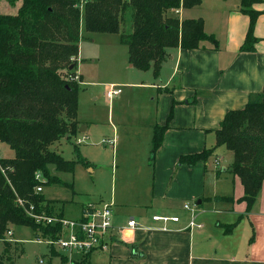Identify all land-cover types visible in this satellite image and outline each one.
<instances>
[{
  "label": "crops",
  "instance_id": "obj_1",
  "mask_svg": "<svg viewBox=\"0 0 264 264\" xmlns=\"http://www.w3.org/2000/svg\"><path fill=\"white\" fill-rule=\"evenodd\" d=\"M19 7L3 1L0 11L16 14ZM252 10L258 13L256 42L246 51L241 48L250 17L242 12V0H202L198 7L176 11L181 21L203 19L205 32L215 36L218 46L206 42L195 50L168 49L158 75L150 69L144 72L151 81L129 84L150 91L152 111H137L134 121L118 118L124 136L121 143L113 140V153L121 168L111 173V190L77 195H91L90 202H112L117 226L126 227L135 219L140 227L116 231L108 251L77 256L73 264H264V185L248 210L241 180L227 172L234 155L226 147L217 148L206 161L184 162L215 148L216 132L227 114L244 109L264 89V0H254ZM125 57L129 60V51ZM77 121L76 136L84 135L77 139L87 143L98 124L80 120L78 114ZM114 121L110 111L108 123L117 133ZM157 134L162 142L153 154ZM220 151L230 156L229 166L223 165ZM88 169L97 172L96 167ZM84 205L71 219L80 218ZM54 208L65 216L55 203ZM155 215L177 216L180 221L163 224L153 221ZM193 217L197 226L190 228ZM48 249L52 258L51 252L58 253L63 264L64 255Z\"/></svg>",
  "mask_w": 264,
  "mask_h": 264
},
{
  "label": "trees",
  "instance_id": "obj_2",
  "mask_svg": "<svg viewBox=\"0 0 264 264\" xmlns=\"http://www.w3.org/2000/svg\"><path fill=\"white\" fill-rule=\"evenodd\" d=\"M3 1L20 3L16 14L0 11V142L15 152L14 159H0V241L5 246L0 264H14L20 247L6 235L13 227H30L52 239L60 231L37 225L29 215L31 208L35 214L56 213L55 202L36 189L62 183L54 170L74 174L77 164L90 166L77 148L76 161L51 149L79 130V83L59 72L68 67L69 77L75 76L77 64L70 62L79 56L83 21L87 32L119 35L132 65L153 69L155 75L168 49L195 50L206 42L217 47L218 41L205 32L203 19L181 21L173 15L200 6L202 0H0V6ZM253 2L242 0V12L250 17L242 51L253 50L256 42ZM128 18L130 32L123 31ZM216 135L215 148L184 162L206 161L217 148L226 147L234 155L227 172L241 180L242 201L251 210L264 185V89L244 109L229 112ZM161 142L157 134L153 154Z\"/></svg>",
  "mask_w": 264,
  "mask_h": 264
},
{
  "label": "rangeland",
  "instance_id": "obj_3",
  "mask_svg": "<svg viewBox=\"0 0 264 264\" xmlns=\"http://www.w3.org/2000/svg\"><path fill=\"white\" fill-rule=\"evenodd\" d=\"M177 14V12L175 13ZM173 13V15L175 16ZM84 25V21H83ZM129 18L124 24L123 31L130 28ZM84 29V26H83ZM82 40L80 42L79 57L71 58L72 64H77L74 69L79 72V108L78 117L85 122H96L98 130L92 134V139L87 143L77 144V138H82L83 134H74L70 140L62 139L54 143L51 149L60 154L67 161H76L78 158L76 148L81 155L89 160L90 166L96 167L97 172L93 174L87 167L77 164L74 174L58 173L55 170L53 174L58 176L62 183L52 184L44 187V196L47 200L55 201V204L61 210L64 209L65 216L68 218L77 217L80 206L87 204L93 197L81 194H91L90 192H100L102 190H111L112 188V171L117 172L121 168L119 158L114 155V144L105 143L103 140H116L121 143L124 136L122 129L118 126L119 117H133L137 111L144 109L149 113L152 111L153 103L151 102L150 91L129 86V84H140L148 82V76L140 68L132 66L130 59L125 57L128 47L121 44L120 37L117 34L107 33H90L83 30ZM130 32V31H129ZM90 33V34H89ZM79 62V63H78ZM62 78L70 75V70L66 67L59 72ZM110 85L122 89L123 94L114 98L112 101L106 96V91ZM111 103V104H110ZM115 113L114 124L118 132L109 126L108 113ZM94 124V123H93ZM79 126V125H78ZM132 132V131H130ZM133 138V135H132ZM124 139V138H123ZM117 149V143H116ZM87 155V157L85 156ZM222 155V156H221ZM220 156L224 158V166H229L230 156L224 151H220ZM15 152L11 147L0 142V158L14 159ZM114 167V168H112ZM120 178L117 177V189L120 192ZM73 184L72 186L65 185ZM90 200V201H89ZM93 202V200H92ZM131 204V203H130ZM62 213V212H61ZM14 235H7L8 239L18 240L20 251L14 254V264H62L60 256L54 251L51 252L55 259L51 257L48 246L37 243L36 233L30 227H13ZM14 245L15 242H12ZM5 258L4 242L0 241V259ZM63 264H67L66 259L61 257Z\"/></svg>",
  "mask_w": 264,
  "mask_h": 264
},
{
  "label": "built area",
  "instance_id": "obj_4",
  "mask_svg": "<svg viewBox=\"0 0 264 264\" xmlns=\"http://www.w3.org/2000/svg\"><path fill=\"white\" fill-rule=\"evenodd\" d=\"M68 79L80 81L78 75L68 76ZM121 93V88L111 85L107 91V97L113 100ZM83 142V139H77V144H82ZM105 143L114 144L115 142L112 140H104L103 144ZM38 178L41 180V176H38ZM36 191L42 193L43 186H39ZM114 208L115 206L112 202L99 201L85 204L81 216L78 219L67 218L58 212L53 215H48L45 212L35 214L33 208H31L29 215L41 227L57 226L60 228L55 239L45 238L39 233L36 241L64 255L67 259V264H73L77 256L84 258L94 252L108 251L116 231L121 232L125 229H138L140 227L135 219L129 220L126 227L117 226L114 222ZM185 209L192 211L189 204L185 205ZM153 221L168 224L169 222H179L180 218L177 216L155 215ZM195 226H197L196 217H193L189 227L193 228ZM7 235L12 236V231H8ZM40 263L42 264L44 261L40 260Z\"/></svg>",
  "mask_w": 264,
  "mask_h": 264
},
{
  "label": "water",
  "instance_id": "obj_5",
  "mask_svg": "<svg viewBox=\"0 0 264 264\" xmlns=\"http://www.w3.org/2000/svg\"><path fill=\"white\" fill-rule=\"evenodd\" d=\"M74 68V66H72L70 69L72 70ZM85 129L83 130L82 128H80V132H84ZM68 137H66L65 139H67Z\"/></svg>",
  "mask_w": 264,
  "mask_h": 264
}]
</instances>
